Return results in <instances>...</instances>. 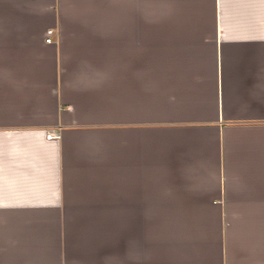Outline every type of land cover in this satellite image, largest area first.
<instances>
[{
  "label": "crops",
  "instance_id": "obj_1",
  "mask_svg": "<svg viewBox=\"0 0 264 264\" xmlns=\"http://www.w3.org/2000/svg\"><path fill=\"white\" fill-rule=\"evenodd\" d=\"M0 264H264V0H0Z\"/></svg>",
  "mask_w": 264,
  "mask_h": 264
},
{
  "label": "built area",
  "instance_id": "obj_2",
  "mask_svg": "<svg viewBox=\"0 0 264 264\" xmlns=\"http://www.w3.org/2000/svg\"><path fill=\"white\" fill-rule=\"evenodd\" d=\"M53 33V29L52 28H48L46 31V40L50 41L52 39L51 35Z\"/></svg>",
  "mask_w": 264,
  "mask_h": 264
}]
</instances>
